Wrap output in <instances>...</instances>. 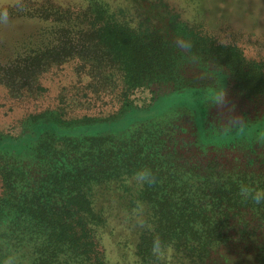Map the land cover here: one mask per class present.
<instances>
[{
	"label": "trees",
	"instance_id": "16d2710c",
	"mask_svg": "<svg viewBox=\"0 0 264 264\" xmlns=\"http://www.w3.org/2000/svg\"><path fill=\"white\" fill-rule=\"evenodd\" d=\"M155 3L133 15L132 5L89 0V18L50 0L7 7L80 30L64 40L69 56L122 74L111 114L52 106L26 113L15 132L0 128V264H110L106 200L125 210L136 264H155L157 236L170 247L168 264L264 250V202L240 195L242 186L264 189L263 65L175 13L157 15ZM137 88L152 90L148 104L130 98ZM166 94L179 98L160 114L124 130L95 128ZM143 169L154 184L136 182Z\"/></svg>",
	"mask_w": 264,
	"mask_h": 264
},
{
	"label": "rangeland",
	"instance_id": "374dc122",
	"mask_svg": "<svg viewBox=\"0 0 264 264\" xmlns=\"http://www.w3.org/2000/svg\"><path fill=\"white\" fill-rule=\"evenodd\" d=\"M33 1L43 0H0V128L15 132L17 121L26 113L52 106L73 115H108L116 111L120 103L116 99V85H111L121 76L120 69L114 65L93 67L69 56L65 49L68 44L64 40L69 35L71 38L75 33L78 35L80 30L53 27L49 20L18 16L9 10L7 19L4 18L7 7ZM50 1L61 8H71L74 16L75 13L82 18L90 16L84 10L89 0ZM108 1L114 7L132 5L129 12L133 15V9L141 11L156 2L157 15L175 13L210 35L217 44L234 46L246 60L261 63L264 76V0H144L143 6H137L135 0ZM58 57L66 60L58 63ZM50 60L55 63L44 67V62ZM18 68L23 75L17 73ZM152 94L151 89L137 88L130 98L137 106H143L150 102ZM178 98L177 94L161 95L149 106L135 108L122 118L95 128L124 130L137 119L162 113L176 104ZM106 205L114 228L113 233L111 229L105 233L104 239L110 264H136L130 247L133 236L123 218L125 210L115 200H106ZM124 240L126 244L120 245ZM260 240L262 249L264 235ZM263 252L260 248L249 249L242 254L233 253L226 263L213 264H262Z\"/></svg>",
	"mask_w": 264,
	"mask_h": 264
},
{
	"label": "clouds",
	"instance_id": "9594fccd",
	"mask_svg": "<svg viewBox=\"0 0 264 264\" xmlns=\"http://www.w3.org/2000/svg\"><path fill=\"white\" fill-rule=\"evenodd\" d=\"M7 10L5 9L4 18L7 19L6 15ZM179 44V41H177ZM134 179L140 185L143 184H154L155 176L149 169H143L135 174ZM240 195L245 199H249L256 204H260L264 202V189H254L249 186H242L240 188ZM140 226L144 227V222H140ZM152 256L155 258V264H168L170 259V247L165 244L158 236L153 239L152 248H151Z\"/></svg>",
	"mask_w": 264,
	"mask_h": 264
}]
</instances>
